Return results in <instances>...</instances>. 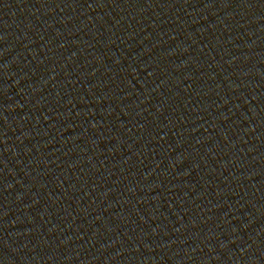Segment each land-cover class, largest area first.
Instances as JSON below:
<instances>
[{
    "label": "water",
    "instance_id": "1",
    "mask_svg": "<svg viewBox=\"0 0 264 264\" xmlns=\"http://www.w3.org/2000/svg\"><path fill=\"white\" fill-rule=\"evenodd\" d=\"M0 264H264V0H0Z\"/></svg>",
    "mask_w": 264,
    "mask_h": 264
}]
</instances>
